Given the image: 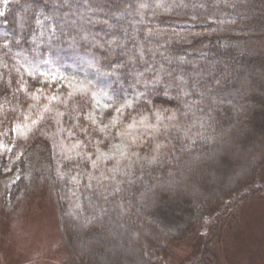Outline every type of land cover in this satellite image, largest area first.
<instances>
[{
	"label": "trees",
	"instance_id": "obj_1",
	"mask_svg": "<svg viewBox=\"0 0 264 264\" xmlns=\"http://www.w3.org/2000/svg\"><path fill=\"white\" fill-rule=\"evenodd\" d=\"M255 42L264 0H0L2 201L39 154L77 264H168L198 229L187 264H217L213 231L264 192Z\"/></svg>",
	"mask_w": 264,
	"mask_h": 264
},
{
	"label": "rangeland",
	"instance_id": "obj_2",
	"mask_svg": "<svg viewBox=\"0 0 264 264\" xmlns=\"http://www.w3.org/2000/svg\"><path fill=\"white\" fill-rule=\"evenodd\" d=\"M253 46L263 48L264 45L255 42ZM234 162L237 169L243 165L237 159ZM217 169L214 166L208 170L217 172ZM47 174L43 157L36 154L31 168L32 186L15 201L6 203L2 197L7 183L0 180V264H77L63 240L58 204ZM188 180L200 189L212 181L201 172L188 175ZM199 232L202 230H196L190 239L174 249L168 264H187L197 257L202 241ZM213 232L211 248L217 264H264V192L237 199ZM108 241L112 238L105 240ZM94 251L103 256L98 248ZM125 258L128 264H139L134 257L126 255Z\"/></svg>",
	"mask_w": 264,
	"mask_h": 264
}]
</instances>
